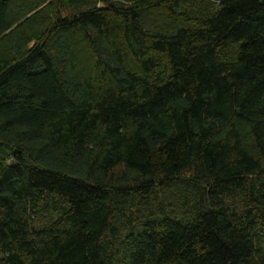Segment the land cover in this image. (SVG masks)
<instances>
[{
	"label": "trees",
	"instance_id": "16d2710c",
	"mask_svg": "<svg viewBox=\"0 0 264 264\" xmlns=\"http://www.w3.org/2000/svg\"><path fill=\"white\" fill-rule=\"evenodd\" d=\"M0 264H264V0H0Z\"/></svg>",
	"mask_w": 264,
	"mask_h": 264
}]
</instances>
